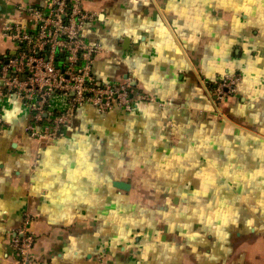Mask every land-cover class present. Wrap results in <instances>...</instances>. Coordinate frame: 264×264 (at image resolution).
<instances>
[{
  "label": "crops",
  "instance_id": "obj_1",
  "mask_svg": "<svg viewBox=\"0 0 264 264\" xmlns=\"http://www.w3.org/2000/svg\"><path fill=\"white\" fill-rule=\"evenodd\" d=\"M47 1L0 0V54L12 47L4 25L29 29L27 9ZM83 6L95 18L81 39L103 49L94 78L153 102L85 105L47 145L28 137L25 104L4 100L0 264H18L11 241L26 214L36 264H264V0ZM225 76L240 81L215 102Z\"/></svg>",
  "mask_w": 264,
  "mask_h": 264
},
{
  "label": "built area",
  "instance_id": "obj_2",
  "mask_svg": "<svg viewBox=\"0 0 264 264\" xmlns=\"http://www.w3.org/2000/svg\"><path fill=\"white\" fill-rule=\"evenodd\" d=\"M26 12L29 29L11 23L4 25L1 34L12 47L0 54V108L10 97L25 104L29 138L52 145L64 136L71 117L85 105L108 113L116 108L130 112L136 103L153 102L129 81L111 85L94 78L92 64L103 49L81 39L83 27L95 18L84 8L83 0H48L42 8ZM239 81L238 76L216 81L211 90L214 101L232 95ZM55 97L66 101L62 111L51 108ZM31 223L30 215H24L11 241L18 264H36L31 255L35 245Z\"/></svg>",
  "mask_w": 264,
  "mask_h": 264
},
{
  "label": "water",
  "instance_id": "obj_3",
  "mask_svg": "<svg viewBox=\"0 0 264 264\" xmlns=\"http://www.w3.org/2000/svg\"><path fill=\"white\" fill-rule=\"evenodd\" d=\"M114 186L122 191H128L130 188L129 184L123 182H117L114 184Z\"/></svg>",
  "mask_w": 264,
  "mask_h": 264
}]
</instances>
